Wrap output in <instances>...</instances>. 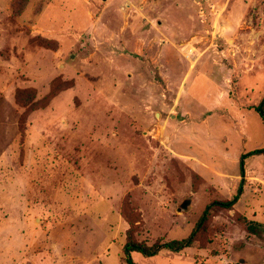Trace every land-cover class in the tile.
<instances>
[{
  "label": "rangeland",
  "instance_id": "374dc122",
  "mask_svg": "<svg viewBox=\"0 0 264 264\" xmlns=\"http://www.w3.org/2000/svg\"><path fill=\"white\" fill-rule=\"evenodd\" d=\"M263 95L264 0H0V264L187 237L264 147ZM244 172L134 263L264 264V154Z\"/></svg>",
  "mask_w": 264,
  "mask_h": 264
},
{
  "label": "trees",
  "instance_id": "16d2710c",
  "mask_svg": "<svg viewBox=\"0 0 264 264\" xmlns=\"http://www.w3.org/2000/svg\"><path fill=\"white\" fill-rule=\"evenodd\" d=\"M264 95L260 102L254 106V109L260 113L261 119L264 123ZM258 154H264V147L261 148H255L253 150L247 151L245 153H242L239 160V171L241 176L240 185L238 186L235 194L231 197V199L226 201H214L210 204H207L203 211L200 214V217L198 219V222L196 223L194 229L189 233V235L182 239H171L164 242H154L152 244H146L144 242H138L135 240H132L131 238L127 237L124 248H123V260L125 264H135L134 261L131 258L130 253L132 251L140 252L144 256H153L158 252L160 248H167L169 250L178 252L182 250L186 246L192 245V243L195 241V235L197 231L200 229L203 230L205 227L206 221L212 211V207L214 206H220L223 208H231L239 199L240 195L242 194V182L245 175L244 172V159L247 156L251 155H258Z\"/></svg>",
  "mask_w": 264,
  "mask_h": 264
},
{
  "label": "crops",
  "instance_id": "0c3cea01",
  "mask_svg": "<svg viewBox=\"0 0 264 264\" xmlns=\"http://www.w3.org/2000/svg\"><path fill=\"white\" fill-rule=\"evenodd\" d=\"M190 246H191V245H190ZM190 246H186V247H184V248H188V247H190ZM184 248H183V249H184ZM183 249L180 250V251H178V252H176V253H178V254L181 253V252L183 251ZM182 253H183V252H182ZM213 257H214V258H218L217 255H215V256H213Z\"/></svg>",
  "mask_w": 264,
  "mask_h": 264
}]
</instances>
